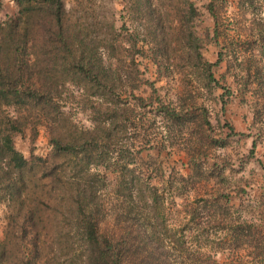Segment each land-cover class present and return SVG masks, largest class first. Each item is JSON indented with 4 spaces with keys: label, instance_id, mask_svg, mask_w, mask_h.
<instances>
[{
    "label": "trees",
    "instance_id": "obj_1",
    "mask_svg": "<svg viewBox=\"0 0 264 264\" xmlns=\"http://www.w3.org/2000/svg\"><path fill=\"white\" fill-rule=\"evenodd\" d=\"M16 1L18 16L0 24V207L6 210L0 264L7 261L9 245L16 248L17 264H47L44 251L53 237L48 234L53 222L74 224L78 246L72 264H264V212L245 213L248 208L255 211L253 205L260 201L264 207L261 196H247L244 207L226 203L223 217H217L212 211L221 203L219 197L204 195L176 211L173 194L166 190L147 184L146 192H139L145 180L137 173L136 156L146 150L168 151L174 144L172 131H180L185 115L157 89L146 96L139 93L148 82L135 60L126 63L114 57L124 39L114 23L110 33L90 46L81 25H71L73 8L68 9L65 0ZM150 2L126 0L123 11H151ZM255 2L230 0V7L238 16V8ZM219 5L220 0H211L208 6L216 21ZM181 9L190 18L198 16L189 0ZM40 13L47 15L44 31ZM231 30L230 58L252 55L244 44L249 36L241 35L235 18L230 19ZM260 48L264 51V42ZM244 77L250 83L252 77ZM208 79L215 81L211 74ZM254 82L264 91V75ZM67 85L82 93L88 89L94 100L91 128L78 127L66 117L59 89ZM35 119L38 126H47L53 158L60 159L51 171L42 170L46 161H28L14 146L17 135L36 129ZM107 172L116 174L115 194L131 207L117 216L118 222L131 225L122 235L104 234L100 228L109 216ZM49 209L58 217L50 219ZM218 251L228 253L224 261L216 258Z\"/></svg>",
    "mask_w": 264,
    "mask_h": 264
},
{
    "label": "rangeland",
    "instance_id": "obj_2",
    "mask_svg": "<svg viewBox=\"0 0 264 264\" xmlns=\"http://www.w3.org/2000/svg\"><path fill=\"white\" fill-rule=\"evenodd\" d=\"M65 1L68 9L73 8L71 25H81L87 45H97L114 23L124 37L114 57L126 63L135 60L143 73L141 78L148 82L139 93L146 96L150 89H157L166 102L185 115L180 131L178 127L172 131L174 144L168 151L146 150L136 156V172H142L145 180L140 182L139 192H146L147 184L166 190L173 194L176 211H183L184 203L192 204L204 195L219 197L221 203L212 211L217 217H223L226 203L238 208L248 205L247 196L264 198V91L257 82L251 83L254 77L264 75V51L260 48L264 42V0H256L252 7L244 4L243 10H236L238 16H234L230 0H220L215 11L220 17L217 21L208 10L211 0H189L198 14L193 18L181 9L187 0H151V11L139 10L133 15L123 11L126 0ZM18 11L16 0H0V24L15 19ZM37 18L46 30L47 15L40 13ZM234 18L241 24V35L250 39L244 43L252 54L247 58H230V19ZM206 63L212 66L207 68ZM210 74L215 81L208 79ZM245 75L252 77L250 83L245 82ZM59 93L65 100L63 111L68 120L91 128L94 100L88 96V89L82 93L67 85ZM34 121L36 129L29 127L17 135L14 146L28 161H46L42 170L51 171L60 159L53 158L47 126ZM100 171L104 172L102 168ZM107 175L109 216L100 228L104 234L122 235L126 229L132 230L131 225L118 222L117 216L131 207L115 194L116 174ZM260 202L253 205L255 211L248 208L245 213L264 212ZM55 212L49 209L46 213L53 219L58 217ZM61 215L69 218L65 212ZM53 223L48 230L53 237L45 246L44 259L47 264H72V251L78 246L74 224ZM5 226L6 210L1 206L0 240ZM12 241L18 244L16 237ZM6 252L3 264H17L16 248L9 245ZM227 255L218 251L216 258L224 261Z\"/></svg>",
    "mask_w": 264,
    "mask_h": 264
}]
</instances>
